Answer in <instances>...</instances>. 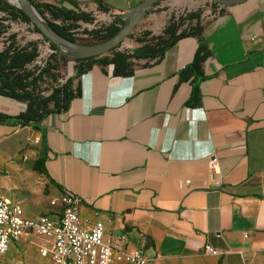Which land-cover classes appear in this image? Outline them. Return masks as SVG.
I'll list each match as a JSON object with an SVG mask.
<instances>
[{"label":"crops","instance_id":"1","mask_svg":"<svg viewBox=\"0 0 264 264\" xmlns=\"http://www.w3.org/2000/svg\"><path fill=\"white\" fill-rule=\"evenodd\" d=\"M141 1L62 6L89 13L100 4L113 18ZM206 14L201 41L182 38L160 59L138 60L128 76L92 65L73 81L79 95L46 116L41 130L0 124V196L35 218L56 216L50 201L71 194L83 224L100 221L107 236L124 234L126 252L142 249L150 264L264 259V0ZM199 44L209 55L192 107L178 72ZM24 110L0 96V114ZM44 240L41 249L51 246ZM205 246L227 253L206 255Z\"/></svg>","mask_w":264,"mask_h":264},{"label":"trees","instance_id":"2","mask_svg":"<svg viewBox=\"0 0 264 264\" xmlns=\"http://www.w3.org/2000/svg\"><path fill=\"white\" fill-rule=\"evenodd\" d=\"M29 1L41 15H49V18L44 17L45 21L56 35L77 44L93 45L105 42L114 37L125 24V15L114 16L109 25L90 31L84 29L83 34L86 37L77 38L79 23L93 22L90 13L66 9L62 6L66 3L77 9L73 0H47L42 3ZM97 5L99 11L107 13V9L100 4ZM0 12L3 13L0 17V36L5 39L0 49V96L25 105L24 112L16 116L0 114V124L30 127L33 130H41L40 123L46 116L68 109L71 100L79 95L78 88L73 87L74 79L92 65L98 64L108 68L115 78L125 77L133 72L134 66L130 63L132 59L136 61L160 59L167 49L182 38L196 37L201 41L204 29L202 15L199 11H195L179 17H171L159 35L152 36L149 40L140 39L139 42L143 44L131 54L112 52L110 57L72 59L61 54L58 47L41 34L31 20L14 5L0 1ZM5 21H22L30 24L41 39L27 41L23 45L18 44L16 34L5 36L9 29V25L4 24ZM42 42H48L50 50L44 59H40L38 46V43ZM208 55L206 47L199 44L191 62L178 72L179 81L187 82L191 86L187 102L189 106L199 104L198 85L205 79L203 63ZM72 62L74 65H71ZM69 69L73 74L67 76ZM37 171L46 175L42 160L37 163Z\"/></svg>","mask_w":264,"mask_h":264},{"label":"built area","instance_id":"3","mask_svg":"<svg viewBox=\"0 0 264 264\" xmlns=\"http://www.w3.org/2000/svg\"><path fill=\"white\" fill-rule=\"evenodd\" d=\"M78 204L75 196L61 193L50 201V206L59 207L56 216L27 218L18 204L0 196V256L32 235L50 241L51 246L42 248L40 255L53 264H150L142 249L126 252L124 234L107 236L100 221L83 224L76 210ZM203 251L217 257L227 253L210 246Z\"/></svg>","mask_w":264,"mask_h":264},{"label":"rangeland","instance_id":"4","mask_svg":"<svg viewBox=\"0 0 264 264\" xmlns=\"http://www.w3.org/2000/svg\"><path fill=\"white\" fill-rule=\"evenodd\" d=\"M7 2L11 5H16L13 3V0H0ZM47 0H34L36 3H42ZM221 5L219 2H214L213 0H161L157 7L151 9L145 17H143L134 29L128 34L126 39L117 47L110 50L109 52L103 54L98 58L110 57L112 52H125L131 54L134 50L140 47L143 43H140L139 40H149L152 36L159 35L165 26L168 24L171 17H179L191 12L199 11L201 15L207 16V12L209 15L212 14L215 10H217L218 6ZM34 10L35 8L31 6ZM39 15V21L47 26L45 18H49L48 14L44 16L40 14V12L35 9ZM94 10V9H93ZM93 18V22L91 24L79 23L80 28L77 30V38H85L86 35L83 34V30H93L98 29L100 27H104L109 25L113 18L111 16H107L101 12H89ZM151 15V19H148V16ZM3 16V13L0 12V17ZM45 17V18H44ZM125 20V19H124ZM126 22V21H125ZM5 25H9L7 34L14 33L17 35L18 44H25L27 41H36L41 39L40 35L33 31V27L30 24H26L22 21H5ZM5 39L3 36H0V49L3 47ZM40 48V59H44L47 54L50 53L48 42L38 43ZM62 53L67 54L68 56L72 55L71 50L60 47L59 49ZM39 59V61H40ZM132 66L137 65V61L132 59L130 61ZM71 65H74L72 62ZM73 72L69 69L67 76L72 75ZM28 144H31L30 142ZM28 146V145H27ZM29 148H33L31 145ZM46 242L44 238L31 236L25 239V241L18 247L12 248L13 251L10 253H6L3 256H0V261L5 260V262L9 261V263L18 264L19 259L23 262V264H53L47 257H42L40 255V250ZM258 264H264V259H261Z\"/></svg>","mask_w":264,"mask_h":264},{"label":"water","instance_id":"5","mask_svg":"<svg viewBox=\"0 0 264 264\" xmlns=\"http://www.w3.org/2000/svg\"><path fill=\"white\" fill-rule=\"evenodd\" d=\"M160 0H143L134 7H132L125 14V24L121 30L111 39L93 45H82L67 41L64 38L56 35L49 26H44L40 21L39 13L31 8L33 6L29 0H13L16 8L20 9L32 22V24L43 34L48 40L54 43L58 49L65 47L71 50L72 55L68 56L65 53L61 54L68 56L72 59H84V58H96L109 52L115 47L119 46L128 36V34L134 29L139 20L146 16V14L155 7ZM219 2L221 5L232 6L242 3L246 0H213Z\"/></svg>","mask_w":264,"mask_h":264}]
</instances>
